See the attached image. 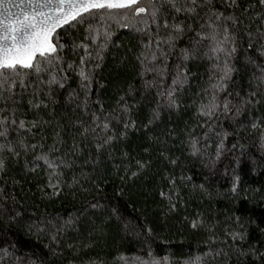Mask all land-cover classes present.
<instances>
[{"label":"snow or ice","instance_id":"6c2138e0","mask_svg":"<svg viewBox=\"0 0 264 264\" xmlns=\"http://www.w3.org/2000/svg\"><path fill=\"white\" fill-rule=\"evenodd\" d=\"M81 29L83 35L75 37L73 33ZM121 31L138 37L133 59L139 88L129 85L107 111L101 99H92L93 85L105 87L97 76L105 53L123 46L117 43ZM203 65L206 80L193 71ZM70 74L78 80L77 89L70 87ZM193 81H198L196 91ZM58 93H66L63 102ZM136 95L141 100L129 103ZM142 102L155 104L144 129L159 127L164 115L179 119L194 110L183 127L165 128L149 137L159 159L168 165L176 167L180 161L167 154L170 140L173 145L178 141L182 154L205 169L199 184L183 171L179 180L174 172L162 177L168 191L160 190L159 195L168 202L169 213L179 206L181 187L192 184L193 191L212 199L209 188L220 177L228 180V188L216 196L234 204L264 203V185L244 187L245 174H264V0H0V264H75L78 255L70 260L65 255L80 250L73 234L87 230L92 236L110 223L130 230L117 206L95 197L67 218L29 215L17 196L9 193L5 176L10 163H19L23 156L26 173L44 169L46 183L38 189L43 199L58 198L65 188L73 196L77 191L102 192V181H93L83 165L99 172L104 153L125 139L129 130H138L133 114ZM65 104L74 105L67 125L40 115L49 105L63 108ZM121 126L123 131H118ZM49 128L51 136L45 132ZM149 167L150 160H136V171L128 176L125 165L120 179L138 178ZM75 170L79 176L73 175L67 183L65 173ZM11 184L19 181L12 179ZM117 195L123 196L124 190ZM5 225L42 242L40 254H19V242L8 239ZM190 226L207 234L205 248L198 254L180 252L183 260L158 257L145 240L147 252L118 255L113 264H264V220L231 214L210 223L197 214ZM146 231L152 235L151 228ZM253 231L260 237L256 242L249 239Z\"/></svg>","mask_w":264,"mask_h":264},{"label":"trees","instance_id":"16d2710c","mask_svg":"<svg viewBox=\"0 0 264 264\" xmlns=\"http://www.w3.org/2000/svg\"><path fill=\"white\" fill-rule=\"evenodd\" d=\"M67 28V26H65ZM64 36V30H60ZM77 38L83 35L82 29L73 33ZM119 40L117 43L122 44L120 48H110L105 53V62L103 70L99 72L97 79L100 84H104L103 89H99L98 84L93 85L92 99H101L105 105V109L110 111L116 106V101L120 95L127 92L128 86L132 85L139 88V77L137 70L134 67L133 52L136 51V43L138 37L135 34L128 35L124 31L118 33ZM65 41H67L65 37ZM129 49L133 51L130 52ZM66 58L74 59L70 53H65ZM127 58V62L122 63ZM206 65L199 68H193L200 74V78L207 79L205 74ZM72 75V74H70ZM198 81H193V91H196L195 85ZM72 89L78 88V80L72 75L70 81ZM142 91V89H141ZM58 99L63 102L66 98V93H58ZM140 95H136L135 99H129V103L140 101ZM190 103V100H186ZM73 106L67 104L61 108L59 105H49L45 111H41L40 115L46 120H52L53 123L60 122L67 125L70 118L73 117ZM155 104L148 105L147 102H142L140 107L134 109L133 118L137 121L138 130H129L127 137L116 143L108 150L111 152L104 153V163L100 166L99 172L93 170L91 166L83 165V160H78V165H83L82 170L89 173L93 181L101 180L100 186L102 192L92 191L91 193L76 192L73 196L72 192L65 188L63 194L52 200L43 199L44 193L38 189L46 183L44 169H39L36 173H26L25 158L22 156L19 163L12 162L9 165V170L5 179L9 180L8 191L15 194L23 204L26 213L31 215H60L67 218V215L72 214L76 209L80 208L87 201H92L95 197L102 203H109L119 208L120 214L125 222H130V230L124 231L121 226L116 223H110L104 227L102 233H93L89 236L88 231H82L79 234H73L74 243L80 249L78 253L71 251L65 253L68 260L72 259L73 255H78L75 264H86L89 260L98 261L99 264H113L115 257L124 255L132 257L143 255L148 251V245L145 240L151 244V250L156 256L170 255L172 259L183 260L185 257L180 255V252L185 254H198L199 250L205 248L207 234L202 229H192L190 221L197 218V214H201L204 219L210 223H214L217 219L224 220L225 215H242L252 216L257 220H264V203L254 204L246 200H240L234 204L229 199L223 196H216L215 193H224L228 188V180L220 177L214 180L209 188L213 193V198L209 199L200 191H193L192 184L179 189L182 197L179 206L175 212H168V202L163 199L159 192L168 191V186L162 177L167 176L171 172L175 173V178L183 174L193 177V183L199 184L203 181V172L199 161H194L187 158V153L182 154L179 148V142L175 145L169 140L168 145L171 147V152L167 153L170 156L180 157L179 166L173 167L167 164L166 161L159 159V152L149 137L158 135L165 128L183 127V122L191 119L194 110H189L183 113L178 119L175 115L171 119L164 115L163 123L159 127H151L144 129L143 124H147L151 108ZM28 118H32V114H28ZM123 131L122 126L117 129ZM48 136L52 135V129H46ZM68 143L71 144V138L66 137ZM35 142V141H33ZM51 139L47 143L51 144ZM148 151H145V149ZM255 151V149H253ZM127 153V157L124 154ZM87 155V154H85ZM136 160L149 162L150 167L138 178L127 179L122 182L120 177L125 175V165H128L130 176L131 171H136ZM31 167V164L28 165ZM247 173V169L244 170ZM79 170L68 171L65 173V180L71 183L73 175L79 176ZM106 177V180L104 178ZM19 181V184L13 186L11 180ZM264 185V174L257 172L255 175H244V187H259ZM86 187H91V184H86ZM207 186V185H206ZM123 189L124 195L118 196L117 193ZM51 190H47L50 194ZM251 195V193H249ZM187 218V219H186ZM97 224L100 223L99 218H96ZM8 239L13 242H19V254L36 252L37 255L41 252V243L35 237L29 238L19 231L15 226L8 228ZM146 228L153 230L152 235L147 234ZM250 242H256L260 239L259 234L252 232ZM91 245V247H87ZM145 258H147L145 256ZM248 264H251L249 261Z\"/></svg>","mask_w":264,"mask_h":264}]
</instances>
